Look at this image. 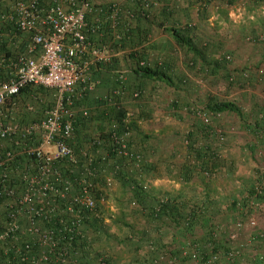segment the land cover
Here are the masks:
<instances>
[{
  "label": "trees",
  "instance_id": "16d2710c",
  "mask_svg": "<svg viewBox=\"0 0 264 264\" xmlns=\"http://www.w3.org/2000/svg\"><path fill=\"white\" fill-rule=\"evenodd\" d=\"M15 1L0 0V5L10 7ZM111 4L107 0H90L85 11L87 33L95 43L107 44L111 39L115 47H127L125 56L134 76L125 80L115 75L116 83L105 96L95 98V105H91L95 100L88 99L97 83L90 89H83L81 83L71 93L64 94V104L74 111V130L65 141L76 160L68 156L54 159L48 164L47 175H43L47 176L45 181L64 193H51L53 187L48 188L46 198H51L50 203L45 204L47 207L41 216L36 215L41 229H50L53 236L59 238L49 258L37 264H264V236L256 229L246 226L238 229L236 225L238 220L244 222L253 210L258 218L264 214V185L258 188L264 175L256 178L244 195L233 198V204L241 206L240 211L214 209L215 203L220 202H215L210 195L214 173L221 167V161L216 162L220 159L218 145L225 135L211 123L212 118L220 113H234L238 124L251 126L258 137H263L264 107L256 102L247 107L213 94L204 100L200 98L197 103L192 102L187 93L182 97L181 83L185 75L179 78L177 72L172 74L168 62L163 63V58L159 57L152 59L144 46L150 25H157L181 48L186 65L213 75L219 71L231 84L254 85L264 75L262 65L231 67L235 64L233 49L204 30L210 28L208 16L212 8L223 19L227 18L230 7L240 5L252 12L264 6V0H128L127 5L116 3L120 11L115 26L110 18ZM177 8L182 11L179 17ZM193 9H196L197 20L191 13ZM114 32H119L120 36L114 37ZM96 36L103 42L97 41ZM29 40L28 32L0 18V57L28 53ZM249 40L264 44V32L252 31ZM153 81L177 91L178 97L170 102L171 109L185 104L187 113L195 117L180 143L173 142L168 149L154 142L160 134L139 127L138 119L151 114L148 105L144 107L143 102L136 108L138 111H134L124 101L125 95L143 100L142 92L148 91ZM135 91L137 94L133 95ZM56 97L54 87L28 83L0 104V122L21 127L37 122L55 105ZM27 100L30 102L25 104ZM86 102L91 106L87 107ZM21 106L24 107L20 109ZM84 109L87 113H83ZM101 110H106V115ZM97 115L106 123H97V127L92 128V120ZM39 141L38 131L28 134L18 131L1 140L0 150H11L13 156L5 168H0V233L12 214L18 217L19 228L13 235L0 237V264H35L33 257L45 247L27 230L30 217L26 205L20 207L13 202V197H20L29 187V177L35 175L36 190L45 182L38 178L41 160L23 149ZM123 141L126 154L119 150ZM174 157L179 161H174ZM160 173L178 178L180 188L168 190L153 184L152 180ZM114 184L116 196L109 191ZM11 187L14 195L6 192ZM187 187L195 191L183 192ZM84 191L94 199L92 208L78 200ZM108 198H112L117 211L109 209ZM250 200L258 202L256 208ZM18 206L19 213L14 211ZM50 206L56 208L54 212L49 211ZM105 216L110 221H105ZM111 224L120 225L119 236L110 231ZM245 228L250 231L244 238L239 235ZM232 233L236 234L235 238L231 237ZM109 239H117L127 247L130 262L120 261L116 253L109 251L106 245ZM235 250L239 252L230 257L228 254Z\"/></svg>",
  "mask_w": 264,
  "mask_h": 264
},
{
  "label": "built area",
  "instance_id": "2783aa9c",
  "mask_svg": "<svg viewBox=\"0 0 264 264\" xmlns=\"http://www.w3.org/2000/svg\"><path fill=\"white\" fill-rule=\"evenodd\" d=\"M89 2L90 0H80L79 2L75 0H51L46 3L40 0H16L10 7L6 6V9L0 12L2 20H10L18 29L30 34L27 45L28 53L16 52L10 56L3 54L0 57V104L10 99L13 94H16L28 83L54 87L57 90L55 105L46 111L41 120L22 127L15 123L3 125L0 122V146L3 143L1 140L12 133L18 131L24 134L33 131L39 132V143L24 146L23 149L34 153L41 160L38 178L42 179L43 182L47 178L43 175H47L50 161L65 156H68L72 161L76 160L72 148L65 141L74 130V111L67 104H64V94L66 92L71 93L75 86L81 83L83 89L94 87L96 82L92 79L88 80L92 65L111 62L114 55L111 46L105 43H95L88 36L85 11ZM110 8V18L112 25L115 26L120 7L116 3H112ZM113 35L114 37L120 36L119 32H114ZM141 62L143 63V60ZM118 76L123 78L121 74ZM136 94L135 91L133 95ZM67 99L70 102V99ZM83 113H87V111L84 109ZM125 145L124 141L121 142L119 150L126 154ZM83 154H86L84 150ZM12 156L11 150H4L3 152L0 150V168H5ZM5 175L6 171H4L3 177ZM28 181L29 187L20 197L15 199L13 197V202L20 204V207L26 205L25 210L30 217L27 230L36 235L38 244L45 246L40 250L39 255L32 259V262L37 264L39 261L49 258V253L53 252L59 238L53 236L52 230L41 229L37 224L36 215L41 216L47 207L45 204L50 203L49 199L51 198H46L48 188L53 187L50 190L51 193L60 191L63 195L64 192L51 186V182L48 181H45L42 187L36 190L35 175L29 177ZM261 185H264V180L258 188ZM6 190L8 194L14 195L13 187ZM84 193L78 200L83 205L92 208L94 206L93 197L87 191ZM250 204L256 208L258 202L250 200ZM70 207L68 208L70 209ZM55 209L54 206H50L49 211L54 212ZM14 211L19 213L21 208L18 206ZM10 217L11 219L0 233L1 238L10 234L13 235V232L19 228L18 217L15 214ZM236 225L238 229L245 226L252 228V230L256 229L261 236H264V220L259 222L255 210L250 212L244 222L238 220ZM67 227L72 230L68 225ZM235 235L232 233L231 237L235 238ZM237 252L239 251L235 250L234 253L230 252L228 255L231 257ZM214 256L217 258V255Z\"/></svg>",
  "mask_w": 264,
  "mask_h": 264
},
{
  "label": "crops",
  "instance_id": "0c3cea01",
  "mask_svg": "<svg viewBox=\"0 0 264 264\" xmlns=\"http://www.w3.org/2000/svg\"><path fill=\"white\" fill-rule=\"evenodd\" d=\"M120 3L122 5H127L128 0H107ZM177 1V0H176ZM181 4L183 5V1H181ZM5 7H2L0 5V11L5 10ZM195 10V11H194ZM194 16V19L196 18V9H193L191 12ZM182 15V11L178 10L177 8V17ZM213 16V21L211 20V23H213L212 28H208L207 31L209 33V36H212L213 38H216L219 40V42H222L223 45L231 47L233 49V56L234 59H236L239 62V66H250L253 67L254 65H264V44L259 43H250L245 42L243 35L247 31V27H241L240 24H234L231 22V16L230 13L228 14L227 18L225 19L226 23H232V26L230 28H224L221 29V27L218 24L219 18L218 13L214 8L211 9V12L209 13L208 18ZM122 19H125L122 17ZM261 24L260 25H254V28H251L248 31H255L256 33L260 30L264 29V18H260ZM209 21V20H208ZM228 21V22H227ZM255 24V23H254ZM235 25V26H233ZM244 31V32H242ZM147 40L144 43V46H146V52L149 54V56L153 58H157L158 54L163 56L162 60L164 62H168L169 68L172 70V74H174L177 70V77H183L184 74H187L191 78H195L193 74H190L188 69L185 66V63L183 61H179L177 58L175 59V56L172 55L171 49H175V46H177L180 50L181 48L174 42L173 38L162 29V27H159L157 25H150V30L148 31ZM97 41H101V39L96 36ZM107 41V40H106ZM107 44L111 47H113L114 55L110 62V64L105 65L103 63H97L92 65L90 76H92V80L96 81L97 86L94 88V91L89 94L90 98L88 99L90 102L91 100H95V98H99V96H105L107 92L114 86L115 82V75H122V79H129L134 76L133 73H131L128 63V58L125 56V51L127 50V47L119 48L115 47L114 44H112L111 39L107 41ZM182 51V50H181ZM175 53V52H174ZM176 54V53H175ZM176 61V63H175ZM181 70V71H178ZM170 70V71H171ZM264 76V75H263ZM261 77L256 84L260 86L261 89H263V94H260L261 96H257L255 93L249 92V95L247 97H244L245 105L249 107L253 102H256L258 104H262V109L264 107V77ZM151 83H155L154 81ZM114 92V91H113ZM92 95V96H91ZM183 97V95H182ZM88 101V102H89ZM97 100L92 102L91 105H95ZM88 102H86V106L90 107L91 105H88ZM122 102V100H121ZM252 102V103H251ZM123 103V102H122ZM168 106H170V103H168ZM102 108V106H101ZM100 108V109H101ZM89 110V109H88ZM102 111V110H101ZM102 113L106 115V110H103ZM190 116V114H188ZM98 117L94 118L92 120V128H96L97 123H106L105 120H102V118H99L100 115H97ZM180 116H184V114H180ZM189 118L188 116L184 117V119ZM188 127L184 128L183 130H187ZM224 131L225 135H223L222 140L220 141L218 145V150L220 152L219 160L216 161L219 163L221 167L216 168V173H214V180H213V192L210 194L212 197L215 198V202H220V204L215 203V207L222 208L223 211H231V212H237L240 211V205L237 206L233 204V198L234 197H240L244 195L246 190L251 187L252 183L255 181L256 178H259L260 176L264 175V136L258 137L257 134L254 132V129L246 124H236V125H224L222 128H219ZM145 131V130H144ZM184 131V132H185ZM158 132V137L155 139V143H159V145H162V148L168 149L173 144V141H171L172 135L175 134L176 137L178 136L176 128L171 129L170 126H162L159 127V129L156 130ZM178 148V146L176 145ZM180 148H182L180 146ZM174 161L178 162L179 159L173 158ZM161 179H172L173 182L177 184V186H163L159 185L163 188H166L168 190H174L180 188V180L176 178L173 175H168L167 173H160L158 176ZM155 177V178H156ZM196 177V176H195ZM153 184H155L153 182ZM157 185V184H155ZM188 191H195L191 190L188 187L183 189V192ZM220 205V206H219ZM264 220V214H261L259 216V222H262ZM243 230L241 234L244 232ZM250 231V230H249ZM249 231L247 234L249 235Z\"/></svg>",
  "mask_w": 264,
  "mask_h": 264
},
{
  "label": "rangeland",
  "instance_id": "374dc122",
  "mask_svg": "<svg viewBox=\"0 0 264 264\" xmlns=\"http://www.w3.org/2000/svg\"><path fill=\"white\" fill-rule=\"evenodd\" d=\"M229 13L231 16L230 18L232 19L231 22H233L234 24L236 23L240 24L241 27H247V31L246 33H244L245 35H243L245 42L247 43L252 42L249 40V35L251 34L252 31H248V30L254 28V25L261 24L260 18L262 19L264 18V6L256 7L254 11L247 12V10L243 6L239 5L237 7H230L228 9V14ZM212 18L213 16L211 15L208 18L209 20L208 23L210 28L214 26L213 23H211V20L213 21ZM218 24L221 27V29L230 28L232 26V23L229 22L226 23L225 19L218 20ZM262 31L264 32V30H261V32ZM171 51H172V55L175 56V59L177 58L179 61L181 62L183 61V63H185L184 62L185 60L183 59L184 57L183 51H181L177 46H175L174 50L172 48ZM157 57L162 58L163 56L158 54ZM234 61L235 64L231 65V67H235V66L240 67L239 62L236 59H234ZM185 66L190 72V74H193L195 78L193 79L189 77L187 74H184L186 78L181 83V86L183 87V90H181V95L184 96L187 93L189 99L192 102L197 103V100H199L200 98L204 100L208 97V95L213 94L219 96L220 98L233 99L241 105V104H246L245 103L246 100L244 99V97H247V95H249V92L255 94L258 93L257 96H261L260 94H263V89H261L260 86H258L256 83H254V85L251 86L249 84L243 86L237 84H231L227 81L226 78L221 76L219 71L218 73L213 75L208 71H205L204 69L201 68H197L195 66H188L186 64ZM261 68H263L264 70V65H262ZM178 71L181 70L178 69ZM232 73L238 74V72H234V71H232ZM174 78L177 77L174 76ZM185 89H187L186 92ZM176 92H177L176 90H174L169 86L155 82L153 83V85H151L150 88H148V91L144 89V92H142L143 100H139L138 98H133L131 95L130 96L125 95L126 98L124 99V101L127 103V105L130 106L129 109L134 111H138V109L136 108H138V106L142 105L143 102H145V105L143 104V106L145 107L148 105L147 108L151 109V114L147 118L138 119L139 127H141V129L145 131L153 132V133L156 132V130L159 129V127L162 126H170L171 129L176 128L177 133L179 132L178 136L176 137V135L173 134L171 141L179 144L180 138H182V135L185 131L183 129L188 127L191 120H193L195 117L193 114H191L190 116L188 115L190 112L187 113V110L184 108L185 104H183L181 108H177V109H175L174 107L173 109H171L170 106H168V103H170L171 100H173L175 97H178ZM29 102L30 101L27 100L25 104H28ZM23 107L21 106L20 109ZM180 114L182 115L184 114V116L181 117ZM186 116H188L189 118L184 119V117ZM211 123L218 128H222L224 125L227 124L228 125L238 124V118L234 113H220L219 115L212 118ZM179 157L183 159L182 154H180ZM152 182H154L157 185H163L167 187L177 186V184L173 182L172 179L165 180L156 177L152 180ZM115 188H116L115 184L109 188L110 194L112 196H116V193L114 192ZM106 202L110 210L117 211L116 206L112 203V198H108ZM105 221L107 222L110 221L109 217L105 216ZM243 230L245 231L243 232V234L239 236L243 235L242 237L245 238L248 235L247 234L248 231L246 228ZM110 231L115 232L117 236H119L122 233L121 227L118 224H111ZM106 243L109 251H113L114 253H116L120 261L130 262L131 253L130 251L127 250L126 246L124 247L123 245L119 244L117 239L113 241L109 239L106 241ZM262 248L264 250L263 246Z\"/></svg>",
  "mask_w": 264,
  "mask_h": 264
}]
</instances>
